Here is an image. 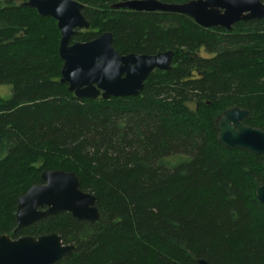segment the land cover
<instances>
[{
  "label": "trees",
  "instance_id": "obj_1",
  "mask_svg": "<svg viewBox=\"0 0 264 264\" xmlns=\"http://www.w3.org/2000/svg\"><path fill=\"white\" fill-rule=\"evenodd\" d=\"M0 1V235L57 233L75 250L54 264H264V161L222 146L215 128L239 108L264 131V18L204 29L111 9L125 0H77L90 26L72 41L110 32L123 55L173 51L137 96L79 99L60 82L56 22ZM50 170L78 176L98 222L59 212L14 230L18 197Z\"/></svg>",
  "mask_w": 264,
  "mask_h": 264
},
{
  "label": "water",
  "instance_id": "obj_2",
  "mask_svg": "<svg viewBox=\"0 0 264 264\" xmlns=\"http://www.w3.org/2000/svg\"><path fill=\"white\" fill-rule=\"evenodd\" d=\"M21 6L34 9L41 17H51L60 33L58 54L62 60L60 82L79 99H108L137 96L148 76L155 70L171 69L173 51L157 54H120L112 46L113 36L104 32L86 42L72 41L79 31L90 26L77 0H24ZM111 9L134 12H168L190 17L204 29L231 31L234 24L264 18L261 0H190L163 3L159 0H125ZM249 113L239 108L221 112L215 119L216 139L227 149H243L264 161V131L243 123ZM264 205V184L255 189ZM67 212L73 218L96 223L100 211L96 197L80 189L74 172L42 171L40 183L33 184L18 197L14 217L17 231L43 218ZM75 250L63 244L55 233L12 238L0 235V264H54ZM198 264H209L200 259Z\"/></svg>",
  "mask_w": 264,
  "mask_h": 264
},
{
  "label": "rangeland",
  "instance_id": "obj_3",
  "mask_svg": "<svg viewBox=\"0 0 264 264\" xmlns=\"http://www.w3.org/2000/svg\"><path fill=\"white\" fill-rule=\"evenodd\" d=\"M21 2H20V0H18L17 4H19ZM4 4H5L4 1H0V7L3 6ZM9 90H10L9 86L0 85V96L3 98H6L7 96H9Z\"/></svg>",
  "mask_w": 264,
  "mask_h": 264
},
{
  "label": "flooded vegetation",
  "instance_id": "obj_4",
  "mask_svg": "<svg viewBox=\"0 0 264 264\" xmlns=\"http://www.w3.org/2000/svg\"><path fill=\"white\" fill-rule=\"evenodd\" d=\"M31 225H32V224H31ZM15 229H16V228H15ZM15 229H14V230H15ZM20 229H21V228H20ZM18 230H19V229H18ZM26 236H28V235H26Z\"/></svg>",
  "mask_w": 264,
  "mask_h": 264
}]
</instances>
